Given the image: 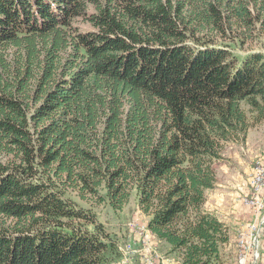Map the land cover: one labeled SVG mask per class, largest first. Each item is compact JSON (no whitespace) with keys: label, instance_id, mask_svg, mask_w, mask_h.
Wrapping results in <instances>:
<instances>
[{"label":"trees","instance_id":"1","mask_svg":"<svg viewBox=\"0 0 264 264\" xmlns=\"http://www.w3.org/2000/svg\"><path fill=\"white\" fill-rule=\"evenodd\" d=\"M260 34L264 0H0V264L117 262L94 209L132 195L181 264H224L206 192L264 120Z\"/></svg>","mask_w":264,"mask_h":264},{"label":"rangeland","instance_id":"2","mask_svg":"<svg viewBox=\"0 0 264 264\" xmlns=\"http://www.w3.org/2000/svg\"><path fill=\"white\" fill-rule=\"evenodd\" d=\"M81 28H84V26L81 25ZM222 40L221 38L218 39L220 42ZM244 48L246 50L249 49L251 52H260L264 55V34L256 35V37L253 35L251 40L247 41ZM222 156L224 158L223 164L217 167L216 170L217 182L226 184L228 189H221L218 194L222 196L224 194L225 200H229L230 196L238 195L237 198L240 200L243 196L241 190H244L245 193H243L247 194L248 183L252 182L251 173L253 166H255V164L264 163V120L249 129L248 136H246L244 141H235L225 144ZM215 188L216 187L206 192V202L208 204H212L215 201L212 197ZM233 190L239 191V194H236L237 192L234 191L231 195H225L226 192H233ZM237 206H239L241 210L249 209L242 204H238ZM94 211L98 221L104 224L106 230L111 234V237L117 241V250L120 253V257L119 260L113 264H134V259H131L130 247H122V245L127 243L131 244L135 238H137V234L130 231L132 223L144 224L145 235H151L152 243L156 247L157 252L165 258H168V263L181 264L176 254L170 253L167 249L168 245L159 241L151 234L147 226V217L140 212L133 195L128 204L121 211L114 212L107 205L96 206ZM262 216H264V212ZM239 232L240 229L236 231V237ZM236 237L230 247L227 245L222 250V261L224 264H243L242 258L239 257V252L237 251Z\"/></svg>","mask_w":264,"mask_h":264},{"label":"built area","instance_id":"3","mask_svg":"<svg viewBox=\"0 0 264 264\" xmlns=\"http://www.w3.org/2000/svg\"><path fill=\"white\" fill-rule=\"evenodd\" d=\"M251 174L252 182L248 183V192L241 197V203L253 212L257 220L249 221L239 228L237 251L243 264H264V163L255 164ZM130 231L137 234V238L122 247H130L134 264H171L168 258L157 252L151 235H145L144 224L132 223Z\"/></svg>","mask_w":264,"mask_h":264},{"label":"crops","instance_id":"4","mask_svg":"<svg viewBox=\"0 0 264 264\" xmlns=\"http://www.w3.org/2000/svg\"><path fill=\"white\" fill-rule=\"evenodd\" d=\"M248 136V133H247ZM251 170V169H250ZM215 190L213 191V198H214V203L212 204H208L207 202L205 203V209H207L208 211H211V213H214L216 215V217L222 221L228 228L230 231V240H229V244L228 247L231 246V243L233 241H235V237H236V231L239 230V228L245 224L248 223L249 221H255L257 220V218H255L253 212H251V210L249 209H244L241 210L239 206H237L238 204L241 205V199L239 200L237 198L238 195L236 196H230L229 200H225V196L223 194L219 195L218 193H220L221 189H228V186L226 184L223 183H216L215 185ZM217 187H221V188H217ZM233 192H226L225 195L227 194H232ZM242 191V195L245 196L246 194H244V190ZM240 191V192H241ZM237 192V191H236ZM244 192V193H243ZM239 194V191L236 193ZM241 195V196H242ZM242 196V197H243ZM240 198V197H239ZM167 249L169 250L168 246Z\"/></svg>","mask_w":264,"mask_h":264}]
</instances>
